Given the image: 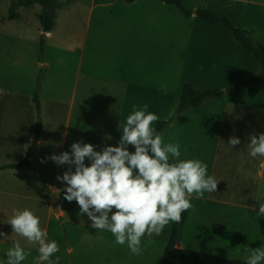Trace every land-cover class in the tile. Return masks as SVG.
<instances>
[{
    "label": "rangeland",
    "instance_id": "1",
    "mask_svg": "<svg viewBox=\"0 0 264 264\" xmlns=\"http://www.w3.org/2000/svg\"><path fill=\"white\" fill-rule=\"evenodd\" d=\"M78 1L59 12L56 31L46 37L45 52L42 53L39 23L42 7L36 4L24 8L19 7V0H0V166L21 162L34 144L38 128L34 103L37 92L41 98L40 139H43L36 144L35 170H0V231L8 236L0 241V250L19 240L21 247L30 252L23 264H33L38 255L37 245H29L24 238L15 237L11 225L4 222L11 217L14 209L30 208L40 217L48 238L57 241L60 250L53 259L58 256L59 264H160L165 249L170 245L173 223L166 226L160 236L142 238V254L133 255L127 245L115 244L111 233L90 228L91 221L86 215H77L79 206L75 201L64 199V185L56 179L67 170V165L61 166L49 159L53 154L70 151V145L77 141L96 145V150H99L111 136L108 125L110 112L93 110L92 107H96L94 101L88 104L92 110L87 109L77 89L74 108H70L69 100L79 74L78 56L72 48L80 36L79 17L85 15L84 11H80L83 5L79 3L107 1L117 4V8L124 11L128 10V5L123 0ZM144 2L163 6L160 13L167 21L166 43L174 45L176 33L177 44L181 43L184 51L190 32L189 18L158 0H145L140 4ZM183 2L189 11L196 7L195 0ZM151 7L153 10L154 6ZM12 8L16 11L13 19L10 18ZM138 8L135 14L139 16L148 12ZM256 11L254 5H249V18L256 15L257 22L260 20L252 39L264 46V9L259 13ZM197 22L203 21L199 19ZM222 32L229 36L228 32ZM174 50L166 51L168 65ZM248 56L258 67L254 58ZM47 59L50 68L46 77L43 65ZM42 60H45L44 64L40 63ZM38 79L41 81L40 89ZM176 109L168 112L169 116L171 113L173 116ZM198 126L203 129L200 124ZM173 132L174 129L170 136ZM64 138H67L65 149ZM224 138H229V135ZM254 208L259 209L257 206L248 209L227 206L222 208L221 213H216L220 210L214 208L211 215L213 208L206 207V213L202 211L201 214L208 218L202 222V227L203 223H207V229L200 227V232L196 230L193 233L189 223L181 233V245L185 250L245 262L247 253L243 252L244 246L255 249L264 243V217L258 218ZM56 209H63L64 219L63 213L57 214Z\"/></svg>",
    "mask_w": 264,
    "mask_h": 264
},
{
    "label": "crops",
    "instance_id": "2",
    "mask_svg": "<svg viewBox=\"0 0 264 264\" xmlns=\"http://www.w3.org/2000/svg\"><path fill=\"white\" fill-rule=\"evenodd\" d=\"M142 1L145 0L128 5L125 11L107 1L79 3L83 5L80 11L85 15L79 17L80 36L72 48L78 56L79 74L69 100L70 108H74L77 89L87 109L110 112L111 136L106 144L116 146L121 135L120 121L122 124L133 105L143 107L147 104L148 111L159 117L153 122L155 127L159 122L170 120L172 113L169 116L168 112H174L178 107L186 83L203 92L228 91L222 98L184 113L163 136L165 143L181 145V159L203 160L208 165V174L219 181L216 192L205 193L203 199H192L193 208L185 227L190 223L194 233L199 231L203 221L208 220L201 214L202 211L206 213V207L213 208V215L214 208L220 210L216 213H221L227 206L248 209L258 207L257 201L264 199V158L248 156L246 145L251 134L263 133L264 81L259 86L233 89L260 73L259 65L258 69L248 56L251 54L230 34L225 35L222 28L212 26L196 15L189 18L190 32L184 51L182 44H177L176 33L174 45H168L167 21L160 13L163 6L148 2L140 4ZM195 1L193 12L212 10L229 17L236 27L250 31L252 35L260 20L257 22L256 15L249 18L248 7L254 5L256 13L264 9V0ZM137 7L148 12L139 16L135 14ZM199 19L203 22H197ZM172 48L175 50L169 56L168 65L166 51ZM40 63L44 64L45 60ZM43 66L47 77L48 59ZM91 101L96 107L88 105ZM172 129L173 136H170ZM225 135L238 137L241 144L231 148ZM66 140L64 138V149ZM37 153L31 158L32 166L28 170H35ZM2 166L0 170L7 171ZM59 210L64 219L63 209ZM206 224L203 223L202 230L207 229ZM179 249L184 246L180 245Z\"/></svg>",
    "mask_w": 264,
    "mask_h": 264
},
{
    "label": "clouds",
    "instance_id": "3",
    "mask_svg": "<svg viewBox=\"0 0 264 264\" xmlns=\"http://www.w3.org/2000/svg\"><path fill=\"white\" fill-rule=\"evenodd\" d=\"M158 120L147 104L133 105L120 121L116 146L105 145L98 151L96 145L77 141L70 151L49 157L58 165H67L56 179L64 185V199L79 206L77 215H86L90 228L111 233L114 243L127 245L133 255L142 254V238L160 236L166 226L180 223L182 214L193 208L192 199L216 192L219 182L208 174L203 160L181 159V145L164 142L153 125ZM239 144L236 136L227 142L231 148ZM246 145L248 156L264 158V133L251 134ZM257 204L256 216L264 217V200ZM4 222L29 245H37L33 264H59L58 256L53 259L60 250L57 241L48 238L40 217L30 208L14 209ZM0 237L3 241L8 236L0 231ZM243 252L247 253L245 264H264V243L255 249L244 246ZM28 255L16 240L0 250V264H23Z\"/></svg>",
    "mask_w": 264,
    "mask_h": 264
},
{
    "label": "trees",
    "instance_id": "4",
    "mask_svg": "<svg viewBox=\"0 0 264 264\" xmlns=\"http://www.w3.org/2000/svg\"><path fill=\"white\" fill-rule=\"evenodd\" d=\"M139 0H123L127 5H132ZM165 5L178 10L185 18H191L196 15L200 19L209 23L212 26L220 27L228 32L232 38L241 45L249 54L253 56L257 64L260 67V73L246 84L238 85L233 89L239 90L248 86H259L264 81V46L255 43L252 39V32L240 29L236 27L229 17L218 15L212 10L199 9L196 12L187 10L183 0H158ZM79 2L78 0H67L61 2L58 0H19V7L31 8L36 4L42 7V12L39 16V23L42 29V36L40 39V51H45L46 37L56 31L57 20L59 12L69 7L70 4ZM16 16L15 8L10 10V18L13 19ZM39 89L41 85L40 79H38ZM228 91H213L203 92L198 90L193 84L186 83L181 93L178 107L168 121L159 122L155 128L157 132L162 136L166 133L172 123L179 119L184 113L189 110L198 109L208 102L222 98ZM34 103L38 114V128L34 144L28 149L26 157L19 163H12L2 166L3 170H26L30 168L31 158L34 156L36 150V144L41 138L42 126H41V98L39 92L34 96ZM129 149H133L129 146ZM190 210L182 214L180 223H173V228L170 236V245L165 249L163 259L160 264H245L243 261L224 259L221 257L211 256L203 253H198L190 250L179 249L177 243L180 239L181 233L188 221Z\"/></svg>",
    "mask_w": 264,
    "mask_h": 264
},
{
    "label": "water",
    "instance_id": "5",
    "mask_svg": "<svg viewBox=\"0 0 264 264\" xmlns=\"http://www.w3.org/2000/svg\"><path fill=\"white\" fill-rule=\"evenodd\" d=\"M56 213H57V214H59V213H60V210H59V209H57V210H56ZM180 245H181V242H180V239H179V241H178V243H177V247L179 248V247H180Z\"/></svg>",
    "mask_w": 264,
    "mask_h": 264
}]
</instances>
